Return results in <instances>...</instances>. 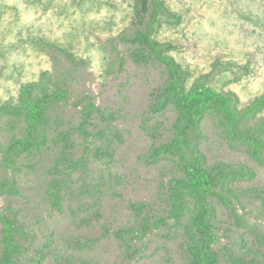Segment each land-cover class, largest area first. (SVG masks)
<instances>
[{
  "label": "rangeland",
  "instance_id": "rangeland-1",
  "mask_svg": "<svg viewBox=\"0 0 264 264\" xmlns=\"http://www.w3.org/2000/svg\"><path fill=\"white\" fill-rule=\"evenodd\" d=\"M130 2L0 0V259L3 215L16 217L18 224L22 252L15 264L192 259L189 214L172 218L169 199L172 179L183 173L176 158L150 156L153 145L172 137L177 112L173 106L151 110L166 75L129 54L132 46L122 37L136 27ZM167 3L181 20L165 23L157 37L176 46L173 55L194 78L208 75L219 90L234 92L242 107L264 93V0ZM30 81L52 89L60 85L69 97L48 111L45 145L15 155V166L7 169L5 149L25 130L1 107L15 102ZM90 102L97 110L84 132L83 110ZM201 129L209 164H244L256 172L254 179L234 185L253 194L229 205L213 200L219 264H239L236 257L264 262V164L245 146H232L214 115L206 116ZM54 181L62 185L59 205L51 201Z\"/></svg>",
  "mask_w": 264,
  "mask_h": 264
},
{
  "label": "trees",
  "instance_id": "trees-1",
  "mask_svg": "<svg viewBox=\"0 0 264 264\" xmlns=\"http://www.w3.org/2000/svg\"><path fill=\"white\" fill-rule=\"evenodd\" d=\"M130 6L132 22L136 27L133 33L122 38L132 46L131 58L138 64L160 66L166 75L165 84L153 96L151 110L161 113L173 106L177 112L172 137L153 145L150 152L154 161L166 156L176 158L179 171L183 173L170 183L171 217L180 221L189 214L188 223L194 233L188 248L192 256L188 264H219L214 249L217 209L213 200L217 198L224 205H229L242 194H253L247 189L238 190L234 185L245 179H254L256 172L244 164L224 161L209 164L201 149L206 138L201 129L202 122L208 114L214 115L232 146H245L253 159L264 164V120L255 122L264 111V93L242 107L234 92L219 90L211 84L208 75L194 78L191 69L173 55L176 46L157 37L165 23L177 24L181 20L167 0H131ZM40 41L45 42L37 39V42ZM46 44L55 46L50 42ZM233 66L231 63L224 68L230 71ZM68 97L69 91L60 85L52 89L46 84L30 81L21 86L15 102L1 107L2 114L16 117L25 130L23 137L13 139L5 149L3 159L7 169L15 166V155L45 145L48 111ZM94 110L97 108L93 102L84 108L82 131H86L85 124ZM52 185L51 201L59 205L62 185L59 181H54ZM2 222L4 249L0 264H15V259L22 252L16 217L10 219L3 215ZM235 260L239 264H264L255 257L249 260L236 257Z\"/></svg>",
  "mask_w": 264,
  "mask_h": 264
}]
</instances>
